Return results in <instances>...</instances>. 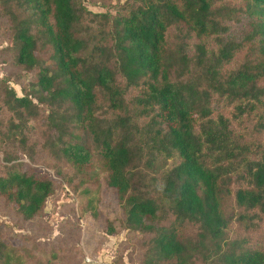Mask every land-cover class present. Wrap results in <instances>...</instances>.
<instances>
[{"label": "trees", "instance_id": "16d2710c", "mask_svg": "<svg viewBox=\"0 0 264 264\" xmlns=\"http://www.w3.org/2000/svg\"><path fill=\"white\" fill-rule=\"evenodd\" d=\"M2 39L5 209L42 213L53 180L13 162L40 145L115 194L104 233L127 230L132 263L264 264V0H0Z\"/></svg>", "mask_w": 264, "mask_h": 264}, {"label": "rangeland", "instance_id": "374dc122", "mask_svg": "<svg viewBox=\"0 0 264 264\" xmlns=\"http://www.w3.org/2000/svg\"><path fill=\"white\" fill-rule=\"evenodd\" d=\"M88 7L92 11L105 10L100 5ZM8 43L5 39L0 40V50ZM240 58L238 55L236 62ZM8 70L7 64L0 62V79L6 76ZM11 85L21 95L20 85L12 82ZM214 108V114L231 116V106L215 103ZM251 124L247 123L249 128ZM40 132L38 125L29 143L34 141L38 144ZM251 139L256 142L260 136L254 134ZM36 150L34 161L19 154L13 162L22 161L40 169L53 180L54 190L47 197L42 213L28 222H22L0 203L2 236L8 246L5 264H137L136 261L132 263L129 257L132 244L126 229L113 235L104 233L106 220L122 218L115 194L92 181L81 184L78 179L69 177L68 183L65 178L56 175L57 166L40 145L36 146ZM0 163L5 164L1 146ZM237 229L233 226L232 233L236 234ZM250 235L264 245V221L260 229ZM134 256L132 253L131 258Z\"/></svg>", "mask_w": 264, "mask_h": 264}]
</instances>
